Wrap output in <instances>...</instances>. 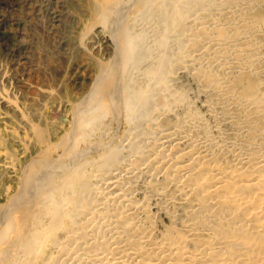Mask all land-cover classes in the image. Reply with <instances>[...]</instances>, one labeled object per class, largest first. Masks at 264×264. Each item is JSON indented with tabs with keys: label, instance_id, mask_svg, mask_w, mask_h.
<instances>
[{
	"label": "bare ground",
	"instance_id": "6f19581e",
	"mask_svg": "<svg viewBox=\"0 0 264 264\" xmlns=\"http://www.w3.org/2000/svg\"><path fill=\"white\" fill-rule=\"evenodd\" d=\"M93 27L114 55L47 138L0 71V264H264V0H103Z\"/></svg>",
	"mask_w": 264,
	"mask_h": 264
},
{
	"label": "rangeland",
	"instance_id": "374dc122",
	"mask_svg": "<svg viewBox=\"0 0 264 264\" xmlns=\"http://www.w3.org/2000/svg\"><path fill=\"white\" fill-rule=\"evenodd\" d=\"M102 1L0 0V71L7 72L11 87L8 81L3 83L20 98H33L46 116L50 125H34L37 136L43 134L39 138H47L52 122L77 104L104 69L100 68L103 62L114 55L106 32L98 27L89 31ZM181 80L186 81L184 77ZM50 95L63 101V108L54 107L53 100L45 103ZM10 114L17 117L15 112ZM40 153L33 149L22 158V165L26 167ZM4 202L0 199V205Z\"/></svg>",
	"mask_w": 264,
	"mask_h": 264
}]
</instances>
